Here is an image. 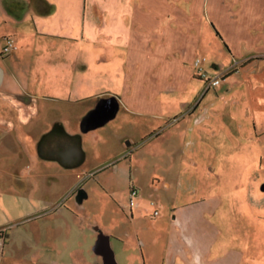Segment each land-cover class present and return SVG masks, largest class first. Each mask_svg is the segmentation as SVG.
Masks as SVG:
<instances>
[{
    "label": "crops",
    "instance_id": "1",
    "mask_svg": "<svg viewBox=\"0 0 264 264\" xmlns=\"http://www.w3.org/2000/svg\"><path fill=\"white\" fill-rule=\"evenodd\" d=\"M1 7L15 26L2 45L12 37L24 66L0 67V264H159L135 222L148 216L166 232L162 264H264V0ZM196 58L213 77L245 61L205 90ZM88 184L128 213L113 222H129L141 258L136 247L120 258L119 237L100 227L87 246L73 226L66 243L43 244V212L84 223L66 202Z\"/></svg>",
    "mask_w": 264,
    "mask_h": 264
},
{
    "label": "rangeland",
    "instance_id": "2",
    "mask_svg": "<svg viewBox=\"0 0 264 264\" xmlns=\"http://www.w3.org/2000/svg\"><path fill=\"white\" fill-rule=\"evenodd\" d=\"M3 2L4 0H0V67L3 71H8L9 69H11L14 73H16L17 70L21 69L24 66L23 62L19 61L16 58H13V51H9L6 54L1 53V48L3 46L2 42L5 39L3 38L2 35L15 30V26H13L11 19L8 20L4 18L5 12L1 7L3 6ZM197 59L202 60V63L205 61L204 58H196L193 62L194 66ZM244 61L245 60H241V59H233L231 63L226 67V69L222 71V73L219 75L221 79L230 71V68L232 67V65H234V62H237L234 65L236 66L234 68V71H237L242 66ZM196 69L198 72H200V69H198L197 67ZM203 71L205 70L203 69ZM262 173H257V174H262ZM262 176L264 178V174H262ZM142 182L145 185H148L150 183L149 172H147V170H145L144 174L142 175ZM256 183H259V186L261 185V189H262V185H264V182H260V180L259 181L257 180ZM98 189L93 185L88 184L82 190L83 192L88 191V196L82 199L81 197L80 198L78 197L79 193H77L76 195L73 196L71 200L66 202L67 206L73 204V202L79 203L78 213L80 217L84 218V223L80 224L79 227L75 224L74 225L72 224L73 221H71L69 215H67V218L65 219H58L55 222H51L52 219L55 218V215L47 216L43 212V231H44L43 244L52 243V242L54 244L57 243L59 244L61 242L66 243L69 240L66 234V228L69 226H73L76 230H78L76 231V233L79 234H77L78 236L74 235L70 240H73V242L78 241L79 244H85V246H87L92 242L97 241L99 234H97L98 231L94 232V230L95 227H100L106 231L109 230L113 231L119 237L117 238L118 241H116L115 246H117L118 248L120 258L128 259L129 256H127V254H129L130 251H126V250L130 248L132 249L133 247L134 249L136 247L137 249L136 253H138V255H140L141 258L139 242L137 241L136 237H133V235L129 237L127 234L126 229L128 226L127 224L129 222L125 221L126 224L125 226H121V225L115 226L114 225L115 222H113L115 220L118 222L121 221L123 218L126 217V215L129 217L128 213L123 212L119 207L115 206L110 200L108 194L102 191V188H98ZM61 202L62 204L61 203L60 204L63 206L59 209L58 213L63 212L64 214H68L64 212L66 208L65 204H63L64 200H62ZM88 210H91L92 213L90 214L87 213ZM149 219L152 220V218L148 216L147 220ZM147 220L136 219L135 221L136 226L138 227L140 233V238H141L140 241L144 247L143 250H144L145 258L147 261L162 264V260H164V258L166 257V253L164 252V242L166 238L165 237L166 232L163 231L161 225H157L156 227H151L150 223ZM121 224H123L122 221ZM53 229H54V233L56 234H52ZM131 244L132 247L130 246ZM82 255L85 257L87 255V252L81 249L80 257H82ZM63 258L65 259L66 257L64 256Z\"/></svg>",
    "mask_w": 264,
    "mask_h": 264
},
{
    "label": "built area",
    "instance_id": "3",
    "mask_svg": "<svg viewBox=\"0 0 264 264\" xmlns=\"http://www.w3.org/2000/svg\"><path fill=\"white\" fill-rule=\"evenodd\" d=\"M13 42H14V39L12 37L6 38V44L1 48V52L6 54L9 51H11ZM201 63H202V60L197 59L195 62V66L198 69H200L199 75H200V78L205 83V90H207L210 87L217 86L221 81V77L220 76H214L213 77V76L208 75L205 71H203L202 67L200 66ZM236 63L237 62H234V65ZM234 65H232V67L230 68V71L228 73L234 71V68L236 67ZM137 194H138V191L135 188H132L130 190V193H129V204L130 205H133L134 198L137 196ZM155 214H157V212H155ZM6 239H7L6 228H0V248H2Z\"/></svg>",
    "mask_w": 264,
    "mask_h": 264
},
{
    "label": "flooded vegetation",
    "instance_id": "4",
    "mask_svg": "<svg viewBox=\"0 0 264 264\" xmlns=\"http://www.w3.org/2000/svg\"><path fill=\"white\" fill-rule=\"evenodd\" d=\"M105 105L102 106V108H100V110L95 114V116H94L95 118H100V117L105 115L106 108H107V107H105Z\"/></svg>",
    "mask_w": 264,
    "mask_h": 264
},
{
    "label": "water",
    "instance_id": "5",
    "mask_svg": "<svg viewBox=\"0 0 264 264\" xmlns=\"http://www.w3.org/2000/svg\"><path fill=\"white\" fill-rule=\"evenodd\" d=\"M1 78H2V71L0 69V82H1Z\"/></svg>",
    "mask_w": 264,
    "mask_h": 264
},
{
    "label": "trees",
    "instance_id": "6",
    "mask_svg": "<svg viewBox=\"0 0 264 264\" xmlns=\"http://www.w3.org/2000/svg\"><path fill=\"white\" fill-rule=\"evenodd\" d=\"M2 53V52H1ZM2 54H5V53H2Z\"/></svg>",
    "mask_w": 264,
    "mask_h": 264
}]
</instances>
